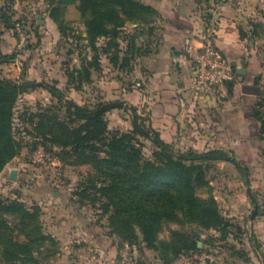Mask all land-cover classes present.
<instances>
[{"label": "rangeland", "instance_id": "374dc122", "mask_svg": "<svg viewBox=\"0 0 264 264\" xmlns=\"http://www.w3.org/2000/svg\"><path fill=\"white\" fill-rule=\"evenodd\" d=\"M142 1L156 9L153 17L161 15L158 0ZM168 1L165 8L171 7V1ZM176 1L172 4L202 18L200 34L210 28L215 37L222 19L234 20L244 50L246 72L235 71L234 86L232 92L227 87V96L234 93L236 84L257 86L259 94L247 104L254 111L261 101L264 102V0ZM55 3L57 0H0L2 7H9L13 20L21 21L25 26L31 49L22 64L15 62L16 56L11 61L17 70L22 66L18 78L4 69H0V74L35 84L19 96L15 108L14 131L21 139L22 147L0 172V197L17 198L28 208L38 209L45 231L55 238L54 243L43 247V253H38L40 264H166L159 251L144 241L130 243L113 232L108 212H104L100 199H94L99 194L92 184H89L86 196L82 195L87 178L96 173L94 167L89 163H69L63 158L61 148L52 147L49 141L36 135L29 119L30 113L47 107H61L63 115V103L47 88V85H55L63 91L65 100L90 107L106 105L109 108L106 113L109 134L117 130L132 131L136 114L140 115L138 121L150 127L152 132L155 128L148 125L147 116L142 114V104L125 98L118 86L111 88L114 93H109L111 85H108L115 78L117 83L122 81L125 88L131 89L133 83L140 81V70L133 60H138L144 51L148 25L142 24V27L127 21L118 38L121 50L117 65L109 70L111 61L101 50L100 69L93 70L91 82L78 88L68 72L82 67L85 58L91 59L97 49L87 38L86 15L76 4L55 9ZM16 23L12 30L17 37ZM154 25L155 32L157 25ZM96 43L97 46L104 45V38ZM127 52L130 60L125 63L123 55ZM135 137L142 143L144 155L151 158L157 147L153 137L140 134ZM259 141L252 161L242 160L240 150H228V156L237 163L225 158L211 161L207 174L210 183L198 189L203 197L215 195L221 212L232 223L229 231L204 229L188 221H168L159 233L162 240L169 239L173 229L201 232L200 249L183 253L170 264H198L200 255L207 250L214 258L208 264H264L262 242L259 234L254 232L255 224L264 215V138L260 137ZM172 144L175 150L182 151ZM13 169L16 170L15 179L10 177ZM241 192L250 201L246 212L242 211L244 198Z\"/></svg>", "mask_w": 264, "mask_h": 264}, {"label": "trees", "instance_id": "16d2710c", "mask_svg": "<svg viewBox=\"0 0 264 264\" xmlns=\"http://www.w3.org/2000/svg\"><path fill=\"white\" fill-rule=\"evenodd\" d=\"M65 4H76L86 15L87 38L97 49L91 59L85 58L82 67L68 72L78 88L91 82L93 70L100 69L101 50L112 65H117L121 50L118 38L127 21L142 27L148 25L149 32L154 33V24L159 17H153L156 9L142 0H57L54 8ZM53 15L59 21L56 13ZM1 19L6 28H14L16 22L9 7H2ZM100 38H104L105 44L97 46ZM127 54L123 55L125 63L130 60ZM15 55V50L1 54L0 62H11ZM225 83L232 92V79ZM34 85L0 74V172L22 147V141L14 131L15 108L19 96ZM47 88L65 108L63 115L61 107H47L30 113L36 135L49 141L52 147L61 148L63 158L69 163H89L94 167L96 173L87 178L82 195L86 196L89 184H92L99 194L94 199L101 200L112 230L119 237L130 243L144 241L159 251L166 264H170L183 253L200 249L201 232L173 229L170 238L162 240L159 233L168 221H188L204 229L229 231L232 223L221 212L215 195L203 197L198 193L200 187L210 183L207 175L210 162L227 157L230 155L228 150L177 151L159 131L151 132L150 127L140 123L138 114L132 131L117 130L109 134L106 116L109 108L106 105L90 107L65 100L59 87L47 85ZM253 115L261 122L259 137L264 138L263 101ZM136 134L153 137L157 147L151 158L144 155ZM54 241V236L45 231L38 209L28 208L17 198L0 197L1 263L40 264L38 253H43V247Z\"/></svg>", "mask_w": 264, "mask_h": 264}, {"label": "crops", "instance_id": "0c3cea01", "mask_svg": "<svg viewBox=\"0 0 264 264\" xmlns=\"http://www.w3.org/2000/svg\"><path fill=\"white\" fill-rule=\"evenodd\" d=\"M170 1L171 7L165 8L169 1L158 0L161 15L156 21V30L145 33L144 52L138 60H133L138 64L140 81L127 89L125 83H117L113 78L108 83L109 88L118 86L125 98L142 104L141 111L147 116L148 125L151 124L165 141L174 143L182 151L240 150L242 160L252 161V155L260 146L261 122L247 104L248 100L257 97L259 88L247 83L236 84L234 93L227 96L228 86L223 83L211 94L200 97L193 88L194 58L185 46L187 38L198 40L203 21L172 4L176 0ZM1 9L0 4V55L14 52L17 41L14 31L2 22ZM235 24L234 20L222 19L216 28L215 39L231 63L236 61L238 66L245 68L244 50ZM108 64V69L112 70L114 66ZM14 66L11 62H0V69L12 72L16 79L22 66H18V70ZM114 92L113 89L109 91ZM241 195L244 198L242 211L246 212L250 201L244 193ZM259 220L254 232L259 234L264 250V215Z\"/></svg>", "mask_w": 264, "mask_h": 264}, {"label": "built area", "instance_id": "2783aa9c", "mask_svg": "<svg viewBox=\"0 0 264 264\" xmlns=\"http://www.w3.org/2000/svg\"><path fill=\"white\" fill-rule=\"evenodd\" d=\"M16 31L15 62L21 63L23 58L31 54V49L28 45L27 31L21 21L16 23ZM185 48L194 58L193 88L200 97L204 98L211 94L219 85L234 77L235 68L218 46L210 28L199 34L196 42L193 38H187ZM39 151L42 154V148ZM210 261H214L213 256L204 251L199 257L198 264H208Z\"/></svg>", "mask_w": 264, "mask_h": 264}, {"label": "water", "instance_id": "95a60500", "mask_svg": "<svg viewBox=\"0 0 264 264\" xmlns=\"http://www.w3.org/2000/svg\"><path fill=\"white\" fill-rule=\"evenodd\" d=\"M39 18H41V15H39ZM232 66L237 70L238 73H242L243 74V73L246 72V69L243 68V67L238 66V64H237L236 61H233L232 62ZM225 159L231 160V161H234L235 163H237V161L233 157L227 156V157H225ZM10 177L12 179H15L16 178V170L15 169H13L11 171Z\"/></svg>", "mask_w": 264, "mask_h": 264}]
</instances>
